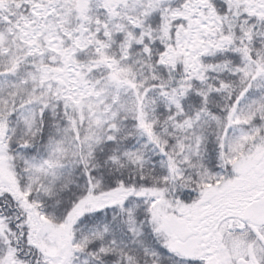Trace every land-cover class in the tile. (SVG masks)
I'll return each instance as SVG.
<instances>
[{
    "label": "snow or ice",
    "instance_id": "6c2138e0",
    "mask_svg": "<svg viewBox=\"0 0 264 264\" xmlns=\"http://www.w3.org/2000/svg\"><path fill=\"white\" fill-rule=\"evenodd\" d=\"M0 264H264V0H0Z\"/></svg>",
    "mask_w": 264,
    "mask_h": 264
}]
</instances>
